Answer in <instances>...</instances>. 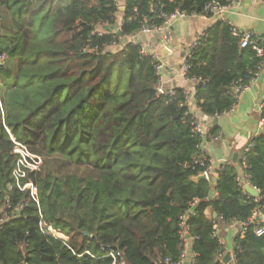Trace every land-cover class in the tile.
Returning <instances> with one entry per match:
<instances>
[{
    "label": "trees",
    "instance_id": "trees-1",
    "mask_svg": "<svg viewBox=\"0 0 264 264\" xmlns=\"http://www.w3.org/2000/svg\"><path fill=\"white\" fill-rule=\"evenodd\" d=\"M232 3L125 0L119 34L100 30L116 26V0H0V264H176L187 238L192 264H224L216 225L233 221L234 264H264V222L252 219L264 208V129L221 167L211 198L201 144L218 128L195 130L188 91H161L157 61L132 39L175 12L214 17L210 5ZM233 30L219 19L184 59L206 116L230 112L264 64ZM14 140L38 169L15 175Z\"/></svg>",
    "mask_w": 264,
    "mask_h": 264
},
{
    "label": "crops",
    "instance_id": "crops-1",
    "mask_svg": "<svg viewBox=\"0 0 264 264\" xmlns=\"http://www.w3.org/2000/svg\"><path fill=\"white\" fill-rule=\"evenodd\" d=\"M117 6L121 9L125 6V0H116ZM117 24L112 28L109 25L100 26V30L120 29L123 12H118ZM224 18L234 27L250 31L259 39H264V3L252 0H238L233 2L225 11ZM218 17L190 16L176 19L171 24V31L174 36L173 42L167 44L158 33L143 34L138 33L132 39L142 43L150 53L159 54L164 62L163 89L171 90L175 87H182L191 95L190 111L197 121L205 129L212 130L218 128V139H205L201 144V150L208 156L210 161V183L212 186V196L216 195L215 186L219 178V170L225 164L233 162V158L241 153L250 141L261 130V108L264 102V65L260 68L256 81L247 89L243 90L238 97L235 107L225 114L216 117L204 115L194 104V84L189 80L184 72V59L189 52L190 45L196 40L199 34L211 28ZM215 118L218 123L214 124ZM239 168V167H238ZM240 176L244 183H249L245 172L239 168ZM214 211L207 209V214L212 216ZM260 218L264 220V214ZM217 232L220 234L224 245V253H231V262L234 264V239L242 233V224L239 222L218 223ZM191 249V240L186 239L187 255L185 264H192L195 254ZM224 254L222 255V257ZM221 257V259H222Z\"/></svg>",
    "mask_w": 264,
    "mask_h": 264
},
{
    "label": "built area",
    "instance_id": "built-area-1",
    "mask_svg": "<svg viewBox=\"0 0 264 264\" xmlns=\"http://www.w3.org/2000/svg\"><path fill=\"white\" fill-rule=\"evenodd\" d=\"M232 1L235 2V1H238V0H232ZM252 1L264 3V0H252ZM228 7L229 6H218V5L212 4V5H210L208 7V10H209V12L213 13L214 17H218L219 19L225 20L224 13H225V11L227 10ZM183 17H185V16L180 14V13H178V12H175V13H173L170 16H166L165 22H164V24L162 26H159V27H144L141 30V32H139V33H143V34L158 33V34L161 35V37H162V39H163V41L165 43L170 44L174 40V36H173L172 31H171V24L176 19L183 18ZM233 31H234L235 35L241 36V40H242L243 45H246V44L249 45L250 44V45L253 46L254 49H256V51H257V53L259 55H263L264 54V47L260 46L258 44V37H256L252 32L245 31V30L239 29L237 27H234ZM203 35H204V33H201V34L198 35V37L203 36ZM195 44H196V40L190 45L189 50ZM144 52L145 53H150L145 48H144ZM151 54H153L154 59L157 61L156 70L158 71V73L160 75L159 89L162 91V90H164L163 89V85H162V80H163L162 75H163V70H164V66L165 65H164V62L162 61L161 57L159 56V54H156V53H151ZM6 57H7L6 54H0V65H2L6 61L5 60ZM185 71H186V66L184 64V72ZM255 81H256V76L251 79L250 84H246V85H243V86H238V87H236L235 91L241 93L243 90L247 89L252 84H254ZM190 97H191V95H190ZM263 107H264V102H262L260 104V108L262 109ZM263 129H264V120L262 119L261 120V130H263ZM195 130L199 134H201L202 136H206L209 133V131L207 129H205V127L201 123H199L198 121H196ZM218 138H219V134L214 136L212 139H218ZM14 143H15V153L18 154V161H17V165L18 166H17L16 170L14 171L16 176H18V177L19 176H24L25 175L24 170L25 169H31L32 165H39L40 166L41 159L38 156L30 153L28 148L25 145H23L22 143H19V142L15 141V140H14ZM39 166H38V168H39ZM209 172H210V164H209L208 168L206 169V171L202 174L204 176V178H206L207 180L210 181V179H209L210 178V173ZM238 181L242 185V187L244 189V192L248 193L245 190V185L247 183H244V180H243V178L241 176L238 177ZM30 186L34 187V193L33 194L35 195L37 193V189L32 183L25 185V188H29ZM253 187H255V186H253ZM29 189L32 190L31 188H29ZM256 189L260 192V190L258 188H256ZM261 211L262 210H258V209L255 210L253 212L252 219H254V218L261 219L260 218V215L262 213ZM262 221L264 222V220H262ZM255 231H256V233L258 235H260V234H262L264 232V227H258V228H256ZM220 239H221V237H220ZM223 254L225 255L226 253H223ZM186 255H187V250H185L182 253L180 260L176 264H185ZM222 255H221V257H222ZM111 256L114 257V254L111 253ZM116 264H126V263H125L124 260H120V261H117ZM167 264H172V263L170 261H167Z\"/></svg>",
    "mask_w": 264,
    "mask_h": 264
},
{
    "label": "water",
    "instance_id": "water-1",
    "mask_svg": "<svg viewBox=\"0 0 264 264\" xmlns=\"http://www.w3.org/2000/svg\"><path fill=\"white\" fill-rule=\"evenodd\" d=\"M124 9H125V7L124 6H122L121 7V11H124ZM112 28H114L113 26H111ZM117 32L119 33V34H121V30L119 29V30H117ZM214 124H217L218 123V118H215V120H214V122H213ZM237 159H238V154H236L235 156H234V158H233V162H236L237 161ZM204 178V176L203 175H201V176H199L198 177V179H203ZM245 190L249 193V194H251L252 196H254V197H258L259 195H260V192L255 188V187H253V185L249 182V183H247L246 185H245ZM211 198H213V196H211ZM263 214H264V208L262 209V211H261ZM213 216L214 217H217V213L216 212H214L213 213ZM85 235H89V233L88 232H85ZM188 237H189V235H188ZM190 251H192V249H190ZM222 262L224 263V264H229L230 262H231V253L230 252H227L223 257H222Z\"/></svg>",
    "mask_w": 264,
    "mask_h": 264
},
{
    "label": "rangeland",
    "instance_id": "rangeland-1",
    "mask_svg": "<svg viewBox=\"0 0 264 264\" xmlns=\"http://www.w3.org/2000/svg\"><path fill=\"white\" fill-rule=\"evenodd\" d=\"M120 9V8H119ZM121 11V10H120ZM118 15H120V13H118ZM8 58L6 57V59L5 60H7ZM191 98V97H190ZM189 102H190V100H189ZM38 166L39 165H32L31 166V170H36V169H38ZM29 188H31L32 190H31V192L32 193H34V187H32V186H30ZM62 236V235H61Z\"/></svg>",
    "mask_w": 264,
    "mask_h": 264
}]
</instances>
